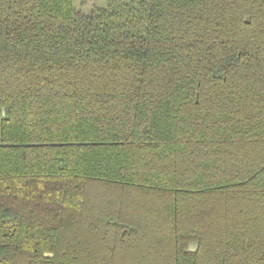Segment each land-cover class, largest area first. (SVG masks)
Here are the masks:
<instances>
[{
    "label": "trees",
    "instance_id": "16d2710c",
    "mask_svg": "<svg viewBox=\"0 0 264 264\" xmlns=\"http://www.w3.org/2000/svg\"><path fill=\"white\" fill-rule=\"evenodd\" d=\"M0 264H264V0H0Z\"/></svg>",
    "mask_w": 264,
    "mask_h": 264
}]
</instances>
